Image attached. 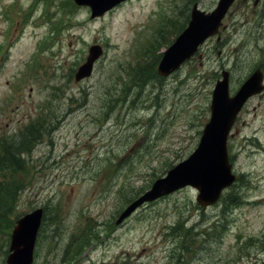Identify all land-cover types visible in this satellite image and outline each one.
Instances as JSON below:
<instances>
[{
    "label": "rangeland",
    "instance_id": "374dc122",
    "mask_svg": "<svg viewBox=\"0 0 264 264\" xmlns=\"http://www.w3.org/2000/svg\"><path fill=\"white\" fill-rule=\"evenodd\" d=\"M254 1L237 0L219 38L172 73L138 79V67L156 73L154 59L192 4L210 10L217 0H126L93 18L73 0H0V144L32 122L41 129L20 153V170L0 174V192L20 189L12 204L1 194L8 208L0 214V264L11 222L36 207L45 214L32 264H231L238 246L259 249L264 91L246 102L228 137L241 175L235 189L202 208L187 186L116 222L130 199L196 147L222 70L232 93L252 69H264V0ZM92 44L102 54L91 75L75 81ZM226 198L238 199L223 209Z\"/></svg>",
    "mask_w": 264,
    "mask_h": 264
},
{
    "label": "water",
    "instance_id": "95a60500",
    "mask_svg": "<svg viewBox=\"0 0 264 264\" xmlns=\"http://www.w3.org/2000/svg\"><path fill=\"white\" fill-rule=\"evenodd\" d=\"M77 4L88 5L90 17L103 14L107 9L122 0H74ZM233 0H218L216 6L205 11L194 3L186 27L174 42L163 52L157 66L159 75H167L196 50L203 40L214 34L221 24L229 5ZM97 44L89 47L85 62L74 74L75 80L89 76L93 62L101 54ZM262 73L256 69L240 86L237 92L229 96L228 72H222V79L217 80L210 103V119L204 126L200 141L195 150L184 160L167 171L164 177L157 178L140 196L132 200L120 213L116 222L129 215L138 205L167 194L186 184L199 191L196 200L202 206L213 203L221 190L230 185L234 175L227 162L226 138L229 129L247 97L259 92ZM42 209L36 208L16 220L10 235L9 253L6 264H31L37 231L40 225Z\"/></svg>",
    "mask_w": 264,
    "mask_h": 264
},
{
    "label": "trees",
    "instance_id": "16d2710c",
    "mask_svg": "<svg viewBox=\"0 0 264 264\" xmlns=\"http://www.w3.org/2000/svg\"><path fill=\"white\" fill-rule=\"evenodd\" d=\"M188 16L184 19V24L187 22ZM182 25V27L184 26ZM181 27V29H182ZM180 29V30H181ZM179 30V31H180ZM178 31V32H179ZM177 32V33H178ZM176 33V34H177ZM174 34V35H176ZM160 57V54L158 55V58ZM158 58L156 57L152 63V65L157 63ZM154 66H150V70H141L140 67H138V72H136V75L138 76V79H143L142 77H156L157 74L153 70ZM148 71H151V73H148ZM37 122H32L30 125L26 126L22 131L19 132V135L14 137L11 141H2L0 144V174L4 176L2 173L3 171L11 170V172H14V170L17 169V167L20 165L19 163V155L22 152V150H26L28 145L32 144L34 141H36L39 138V132L41 129L38 128ZM22 166V165H21ZM18 167V171L20 170V167ZM8 181H5L4 183H7ZM1 185V183H0ZM18 187V186H17ZM20 189L16 188V186H13V188L5 187L4 190H1L0 192V198L1 194H3L5 197H9V200L11 204L16 199L18 192ZM2 201V198H1ZM236 198H233V200H229L226 198V201L224 199L225 203H235ZM9 207L11 209V204ZM0 214L2 215L1 218H3V214L6 212L7 207H4L0 205ZM17 218V217H16ZM13 222H11V226L13 225ZM45 222V221H44Z\"/></svg>",
    "mask_w": 264,
    "mask_h": 264
},
{
    "label": "flooded vegetation",
    "instance_id": "af4514ba",
    "mask_svg": "<svg viewBox=\"0 0 264 264\" xmlns=\"http://www.w3.org/2000/svg\"><path fill=\"white\" fill-rule=\"evenodd\" d=\"M255 2V1H254ZM257 3V0L255 4ZM249 237V236H248ZM249 239V238H248ZM246 242H243L244 244ZM256 244H252V246L256 247ZM259 249L256 250H240V246H238V250L235 252V257L231 260V264H260L259 255L263 253L264 243L260 242L258 247Z\"/></svg>",
    "mask_w": 264,
    "mask_h": 264
}]
</instances>
